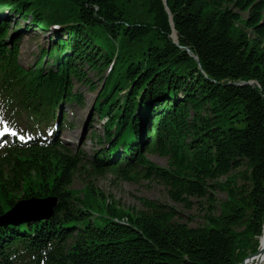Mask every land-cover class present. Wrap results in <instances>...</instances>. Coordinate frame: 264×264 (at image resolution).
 Segmentation results:
<instances>
[{
  "label": "trees",
  "instance_id": "16d2710c",
  "mask_svg": "<svg viewBox=\"0 0 264 264\" xmlns=\"http://www.w3.org/2000/svg\"><path fill=\"white\" fill-rule=\"evenodd\" d=\"M165 1L0 0V108L23 136L0 144V218L20 201L57 200L47 220L0 227V264H242L257 253L264 0ZM29 26L50 40L24 66ZM76 82L97 93V118L106 119L93 154L57 135L63 106H84ZM245 167L239 184L234 173ZM85 173L80 198L73 185ZM108 175L163 185L186 209L206 200V223L193 227L150 199L124 210L94 187ZM219 190L229 202L215 216Z\"/></svg>",
  "mask_w": 264,
  "mask_h": 264
},
{
  "label": "rangeland",
  "instance_id": "374dc122",
  "mask_svg": "<svg viewBox=\"0 0 264 264\" xmlns=\"http://www.w3.org/2000/svg\"><path fill=\"white\" fill-rule=\"evenodd\" d=\"M23 32L22 45L20 47V60L24 66H30L35 63L39 47H48L50 38L46 32L35 29L32 26L23 30ZM90 77L95 79V84H100L99 78H96L91 73ZM74 93H80L83 96L84 106H80L78 103L63 106V111L67 116L68 123L64 131H60L61 140L66 144V147L73 152L93 154L99 147L96 144V139H93L92 136L94 133H103V124L106 122V119L99 120L97 118L94 107L97 93H93L88 86L77 82L75 83ZM2 132L9 133L6 127L0 125V135ZM149 159L156 165L168 167V160L166 158L150 155ZM245 174H247L246 167L234 173V175L238 177L237 181L239 184H244L246 182L243 178ZM90 182L91 178L88 174L79 175L73 185V190L77 193V196L82 198V193H84L85 187ZM93 184L94 187L103 192L105 196L112 197L115 201L119 202L121 208L124 210H141L143 209L142 200L150 199L174 206L180 214L181 221L188 222L193 227L202 226L206 223L205 216L207 213L206 209L210 205L209 202L193 198L192 209H186L182 205L173 202L168 196L167 189L158 183L146 180L127 182L115 179L112 175H108L95 179ZM228 199L229 197L226 192L222 190L217 191L215 216H219L224 210L223 203H228Z\"/></svg>",
  "mask_w": 264,
  "mask_h": 264
},
{
  "label": "water",
  "instance_id": "95a60500",
  "mask_svg": "<svg viewBox=\"0 0 264 264\" xmlns=\"http://www.w3.org/2000/svg\"><path fill=\"white\" fill-rule=\"evenodd\" d=\"M166 4V1L164 0ZM175 43H178L177 34L174 32L172 35ZM191 54V53H190ZM57 206V200L55 198L47 199H30L16 203L8 212H6L0 218V227L14 224H24L32 220H47L49 219ZM260 252V249L256 254ZM255 254V255H256ZM255 255L249 256L243 264L250 259H253ZM264 260L258 264H263Z\"/></svg>",
  "mask_w": 264,
  "mask_h": 264
},
{
  "label": "bare ground",
  "instance_id": "6f19581e",
  "mask_svg": "<svg viewBox=\"0 0 264 264\" xmlns=\"http://www.w3.org/2000/svg\"><path fill=\"white\" fill-rule=\"evenodd\" d=\"M259 249H260V252L258 254H256V255L254 254L255 256L253 257V259H250L245 264H258L259 262L264 260V230H263L262 236L260 237V247H259Z\"/></svg>",
  "mask_w": 264,
  "mask_h": 264
}]
</instances>
